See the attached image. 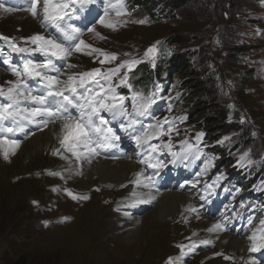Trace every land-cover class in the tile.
<instances>
[{
	"label": "rangeland",
	"instance_id": "374dc122",
	"mask_svg": "<svg viewBox=\"0 0 264 264\" xmlns=\"http://www.w3.org/2000/svg\"><path fill=\"white\" fill-rule=\"evenodd\" d=\"M5 1L4 6L13 11L5 12L0 8V34L10 37L22 48L35 47L30 41L26 42V38L35 34L54 36L51 28L41 25L43 0L37 6L35 17L29 11L30 0H15V5H11L10 0ZM198 4H203V8H199ZM198 4L184 9L181 14L178 10L172 12L169 5L162 6V17H153L137 6L134 11L128 12L129 15L122 17L109 12L106 21L121 22L117 30L98 22L91 27L95 31L83 32L81 39L95 48L117 53L119 59L101 65L99 60L93 62V56L73 52L68 60L59 62V67L63 68L59 75L61 79H66L67 75L93 68H114L122 60L143 58L145 50L157 41H161V50L170 37L176 34L188 36L191 44L186 47L175 45L172 54H186L183 60L193 77L201 80L207 77V80L215 81L218 89L213 97L219 95L218 101L226 99L229 108L231 125L228 132L218 124L212 128L214 131L208 137V146L220 153L213 156L214 166H217L215 171L221 172V166L229 165L225 170L233 173L234 158L244 151L241 157L245 159L241 160L240 157L242 170L256 180L255 186L246 191L253 198L259 199L258 193L264 189V0H200ZM104 9L105 6L99 16L104 15ZM142 19H147V22H134ZM125 53H130L131 57ZM29 56L31 58L22 55L20 62L14 61L12 64L21 65L25 59L41 61L45 58L38 52ZM68 64H76L77 67L70 69ZM169 66L173 68V83L170 86L173 95L198 89L187 85L184 77L185 74L189 75L187 71L179 72V66L172 61ZM209 76L212 78L208 79ZM15 80L9 67L0 64V86L6 90L11 86L6 82ZM29 83L35 86V82ZM196 91L198 94L189 102L174 108L177 118L184 117L188 111L192 112V116L180 124L179 134L172 138V142L185 138L192 140L196 133L207 132L203 126L207 125V118L214 111L202 109L213 97L203 94L202 90ZM156 122L150 117V125ZM39 126L42 129V124ZM32 136L34 134L26 139L17 133L15 138L21 143L15 154L5 160L0 153V264H13L16 261L20 264H168L169 258L172 264H243L238 263L230 254L226 255L231 257L227 260L223 255H216L224 252L213 244H193L195 247L186 252L189 254L185 257V251L182 252L177 245L187 246L192 241H202L210 235L206 231V222L195 217L185 216L181 227L170 225L168 221L162 223L164 220L154 222L143 231L138 243L128 244L123 235V225L122 230L109 229L112 215L117 216L119 211L115 202L112 210L98 202L101 195L96 193L102 181L96 177L93 180L97 182L86 186L82 182L83 174L71 170L68 164L64 165V158L53 155V149L34 157L33 148L25 143ZM214 137L216 139L213 140ZM225 137L229 139L223 144L218 143ZM133 149L127 147L126 152ZM56 172L60 175L49 174ZM207 176L208 172L202 174L201 178ZM130 185V192L123 193L121 198L131 195ZM70 190L82 193H75L76 197L88 194L91 200L73 199L69 195ZM189 190L200 203V209H204L206 205L201 200V191L193 188ZM118 196L115 194L111 202ZM227 205L225 202H217L211 204L210 208L214 207L218 211ZM151 210L149 205L146 211L137 213L141 221L146 223ZM177 215L179 212L174 216L168 214L166 219ZM149 222H152L151 218ZM225 228L226 233L244 235L247 240L252 231L256 230L249 223H244L237 230L234 226ZM107 229L109 231L106 233ZM155 230L159 233L154 234ZM230 246L234 250L227 248L229 253L237 254L236 248Z\"/></svg>",
	"mask_w": 264,
	"mask_h": 264
},
{
	"label": "snow or ice",
	"instance_id": "6c2138e0",
	"mask_svg": "<svg viewBox=\"0 0 264 264\" xmlns=\"http://www.w3.org/2000/svg\"><path fill=\"white\" fill-rule=\"evenodd\" d=\"M96 2L97 0H43L42 27L53 29L63 38V41L73 42L71 44L62 42L56 36L35 34L26 38V42L30 41L35 47L22 48L12 42L10 37L0 35V40L8 42L13 52H38L45 57L41 61L25 59L21 65H13L10 58L7 57L0 60V63L8 65L9 70L16 77L15 81L6 82L11 85L6 90L3 86H0V153L3 154V158L7 160L10 155L15 154L21 143L19 139L15 138L16 134L24 132L28 125L42 124L47 127L48 124H56L57 122L60 125L57 134L60 147L53 149V155H61L62 158L68 159L61 152V149H63L64 152L71 153L77 160L81 159L85 153L90 157L98 156L101 151L118 147L117 142L121 137L117 134L116 128L112 126V121L119 119V129L129 134L137 146L145 150V159L139 162L146 164L148 168L162 169L167 166L163 160L153 155L156 153L159 155L164 154L161 144L163 149H167L168 154L172 156L171 163H184L189 159H201L204 154L198 144H190L187 140L179 142L182 145L179 151L174 150L171 135L173 132L179 134L175 124L177 118L170 120L165 117L163 121L158 120L155 124L147 127L143 126L142 118L151 115L152 107L158 99L163 98L159 96L162 91L160 85H157L155 90L147 95L143 92H134L131 97H126L117 92L120 85L131 88L129 83L130 73L133 72L136 65L145 62V60L150 61L153 66L155 65L156 57L160 53L159 45L161 41L149 46L141 59L131 57L130 53H125L126 56L131 58L120 61L114 68H93L67 75L66 79L60 78L61 69L54 61H66L72 56L73 52L93 56V62L99 60L101 65L110 64L119 59L117 53L95 48L86 44L84 40L78 39L81 29L67 23L66 18L71 19L73 14L77 12V7L80 12H84L88 6ZM40 3L41 0H30L29 11L34 17L37 16V6ZM104 4V15L100 17L98 22L117 30V25L121 22L119 20L116 22L106 21L105 18L109 16L110 11H114L116 17L129 15L125 9V0H104ZM0 8L4 9L5 12L13 11L12 8H6L3 3H0ZM70 8L71 11H69ZM134 22L144 24L147 19ZM87 30L89 32L95 31L91 27ZM101 38L103 39V37ZM85 49H88V51H85ZM3 56V49L0 48V57ZM67 67L71 69L76 68L77 65L68 64ZM121 70H124L123 74H121ZM51 73L57 74L53 75ZM30 81H34L35 86H32L29 83ZM129 99L131 101V111L126 105V101ZM72 109H75V115L72 113ZM171 109L172 105L169 104L168 110L171 111ZM104 113L108 114L111 119L103 115ZM178 119L182 123L186 117H179ZM241 123H243V119ZM163 136H168L169 139L163 141L161 139ZM203 136V132L196 133L197 141H201ZM153 139L160 140L161 144L151 143ZM228 139V137H225L218 143L223 144ZM80 149L84 151L82 152ZM243 159H245L244 156L241 157V160ZM214 160L215 157L205 158L203 167L197 173V176L214 167ZM49 174L53 176L60 175L58 172ZM134 175L136 179L131 181L134 185L146 188L153 186L152 177L145 176L143 169ZM141 177L148 183H144ZM69 195H72L73 199H89L88 196L76 197L71 192H69ZM132 195L137 196L138 194L133 191ZM152 199H155V197L153 196L149 200L137 198L131 206L150 203ZM117 211H119V208H117ZM186 211L195 212L196 209L189 207ZM125 215L128 214L125 213ZM248 222L251 224L253 218L250 217ZM225 230V225L220 222L207 229L208 232ZM248 240L251 242L249 252L254 253L264 249V219L259 221V227L252 231ZM201 243L207 245L211 244L212 241L204 240ZM177 247L183 252L187 246L181 244ZM216 255H222V253H216ZM224 258L226 260L231 259L228 256ZM168 264H172L171 258H169ZM252 264H255V262L253 261Z\"/></svg>",
	"mask_w": 264,
	"mask_h": 264
},
{
	"label": "bare ground",
	"instance_id": "6f19581e",
	"mask_svg": "<svg viewBox=\"0 0 264 264\" xmlns=\"http://www.w3.org/2000/svg\"><path fill=\"white\" fill-rule=\"evenodd\" d=\"M51 74L56 75V73ZM37 125L39 128L34 133H32L34 134V136H32L27 142H25L26 144L29 143V145L33 148L34 157H37L39 154H43L45 151L49 152L54 148L60 147L57 138V134L59 133L60 129L59 122H57L56 124L50 123L47 127H44L42 125V129L40 128L39 124ZM80 151L83 152L84 150L80 149ZM61 152L64 156L68 157V159H63V164H68L71 166V170H76L78 174H83L82 182L86 186L97 182L93 180L96 177L98 181H102V183L98 184L99 188L96 193L98 195H101L100 198H98V202L108 206L111 210L115 202V206L119 208V214L117 216L112 215V220L110 221V223H108V225L110 224L109 229L111 228L112 230H118L121 228L122 230L121 226L123 225L125 227V233L123 235L128 244L138 243L141 239V236H143V231H146L147 228L154 222L158 223L162 220H164L162 223L168 221L170 225L177 224L181 227L183 221L182 219L185 218V216H188L189 218L195 217V219L197 218L199 221H205V226L207 227V229L211 228L214 223L218 222L216 219L206 216L201 211L200 203L196 201L188 191L158 192L154 190L153 186L148 188L142 186L138 187L131 183V181L136 179L134 174L143 169V167H141L132 158L126 157L108 159L99 156L90 157L87 153H85V155L81 159L77 160L74 156H72L71 153L64 152L63 149H61ZM30 156H32V153L30 154ZM144 175L148 176L145 170ZM141 180L144 183H148V181L143 180V177H141ZM129 184H131V195L129 197L121 198L123 196V193L126 194L130 192V189L128 187ZM133 191H135L138 195L133 196ZM104 192L106 193V195H104ZM115 194H119V196L113 202H111L112 198H115ZM153 196L155 197V199H152L150 203H141L136 204L135 206H131L133 204V201L137 198L149 200ZM144 204H149L150 208L152 209V212L148 213L149 217L146 219V223H144L145 221H141L142 218L137 214V209L139 208L138 206ZM189 207L195 208L196 211H186V209H188ZM178 212L179 215H177L176 217L169 218L168 220L166 219V216L168 214L169 216H174ZM125 213H127L128 215H125ZM149 218L152 219V222H149ZM140 221L141 223H144V225L141 224ZM192 227H194V225ZM108 231V229L105 230L106 233ZM155 231L154 234L159 233L157 230ZM209 234L210 235L205 240L212 241L211 244L218 247L219 251L225 253L222 254L223 256L230 254L234 257V259H236L238 263L252 264V262L254 261L255 264H260L256 260V258H254V256L249 253L248 249L250 248L251 244L247 239L244 238V236L226 233L224 231H217L214 233L210 232ZM230 245L236 248L235 250L237 251V254L229 253V250H227V248L234 250V248Z\"/></svg>",
	"mask_w": 264,
	"mask_h": 264
},
{
	"label": "trees",
	"instance_id": "16d2710c",
	"mask_svg": "<svg viewBox=\"0 0 264 264\" xmlns=\"http://www.w3.org/2000/svg\"><path fill=\"white\" fill-rule=\"evenodd\" d=\"M200 0H174V1H169V0H135V5L139 7L142 11L148 13L149 15L156 17L158 15L157 11L161 10L162 6L169 5L172 8V12L178 10L179 14L182 13V11L188 7L194 6L198 4ZM199 8L203 6V4H198ZM203 8V7H202ZM160 16V15H159ZM161 17V16H160ZM210 17V16H209ZM191 38H189L186 35H174L169 38V41H167V45L170 47L171 55H166L162 57V59L158 62V66L156 67L155 71H150L148 69L147 64L141 63L138 65V68L136 69V75H137V80H140L142 78V81L144 82H150L151 77L155 74H163L166 73L171 79H173V75L171 68L169 65L172 62L176 66H179V72L180 71H187L189 75L185 74V79H187V85L191 88H198V89H193V90H186L181 93V103L189 102L192 98L198 94L196 90H202L203 94H207L210 97H213V95L217 92L218 86L215 81H209L207 80V77H204L203 80L199 78H195L191 75L190 70L188 69V66L186 65V62H184L183 59H185L186 54H175L173 52L172 54V49L174 51L175 45L180 46V47H186L191 44ZM175 55V56H174ZM174 57V58H173ZM177 58V59H175ZM187 61V60H185ZM183 73V72H182ZM184 75V74H182ZM191 75V76H190ZM213 76V74H211ZM212 78V77H211ZM210 76L208 79H211ZM219 95H216L215 97L211 98V100L208 102V105L205 106L202 110L206 109H211L214 111V114H212L210 117L207 118L208 123L207 125H200L203 126L206 131L208 132V137L210 138L211 133L213 132L214 129H212L216 125H220L222 129H224L226 132H228V128L230 127V122H229V108L226 103V99L222 101H218ZM179 103V105H181ZM189 115V118L192 116V112L188 111L187 112ZM198 116V115H197ZM213 140L216 139V137L212 138ZM258 151H256L257 153ZM229 166V165H226ZM13 264H20L19 261H16Z\"/></svg>",
	"mask_w": 264,
	"mask_h": 264
}]
</instances>
